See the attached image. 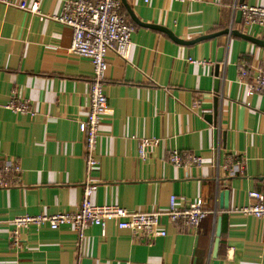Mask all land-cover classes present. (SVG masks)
Masks as SVG:
<instances>
[{
	"label": "crops",
	"instance_id": "crops-1",
	"mask_svg": "<svg viewBox=\"0 0 264 264\" xmlns=\"http://www.w3.org/2000/svg\"><path fill=\"white\" fill-rule=\"evenodd\" d=\"M26 1L38 3L39 13L0 0V167L11 161L21 168L0 171V264H212L220 216V264H264V219L236 210L251 202L249 190L264 192V96L246 95L239 80L244 63L264 68V46L228 34L185 44L166 31L190 41L233 28L264 40L259 27L236 22L240 0H121L134 25L131 50L128 60L107 54L112 111L90 173L78 122L87 116L93 64L69 51L73 32L53 19L67 0ZM13 99L28 100L34 113L6 108ZM141 138L158 140L145 158ZM173 150L203 163L176 166ZM89 180L94 204L165 211L175 195L181 205L201 198L210 213L199 228L164 218L165 237L135 236L110 221L105 234L92 225L82 241L70 224L30 226L14 244L11 219L78 210ZM225 189L227 209L220 207Z\"/></svg>",
	"mask_w": 264,
	"mask_h": 264
},
{
	"label": "built area",
	"instance_id": "built-area-1",
	"mask_svg": "<svg viewBox=\"0 0 264 264\" xmlns=\"http://www.w3.org/2000/svg\"><path fill=\"white\" fill-rule=\"evenodd\" d=\"M7 5L32 13H39V4L29 7L26 0H1ZM145 4L151 0H143ZM185 2L187 0H177ZM238 7V6H236ZM243 10L242 22L245 26H257L264 31V6L239 5ZM121 0H67L63 6L62 14L54 16L57 22L71 28L73 35L69 46L71 53L89 58L94 67L89 89V108L85 119L80 120L79 130L86 134L88 172L99 166L96 152L101 136L100 126L107 113L112 110L108 104V97L104 92L106 71L108 69L107 54L112 51L121 58L128 60L132 44L134 25L129 22L121 12ZM237 10V8H236ZM240 82L245 86L246 95L262 94L264 96V68L252 67L242 64L239 74ZM16 113H31L33 110L28 100L17 102L13 99L5 106ZM157 142L155 138L140 139V155L145 158L148 147ZM170 162L176 166L201 165L203 158L200 155L173 150ZM228 166L233 167L232 159ZM20 166L14 162H6L0 171H20ZM96 183L86 182L83 200L78 210L74 212H58L55 214H25L10 220L14 225L11 238L15 245L21 243V231L30 226L38 228L48 226L58 229L61 225H73L80 241L92 225L102 228L106 233L108 222L113 221L120 229H128L135 236L165 237L167 231L164 227V218H167L181 228H199L202 221L209 215L210 210L204 206V201L199 198L194 202L181 205L177 196L170 199V206L165 211L137 212L116 204H94L91 201ZM248 205L236 208L246 215H253L264 219V192L249 190ZM3 221L0 218V225Z\"/></svg>",
	"mask_w": 264,
	"mask_h": 264
},
{
	"label": "water",
	"instance_id": "water-1",
	"mask_svg": "<svg viewBox=\"0 0 264 264\" xmlns=\"http://www.w3.org/2000/svg\"><path fill=\"white\" fill-rule=\"evenodd\" d=\"M123 2L126 3V0H122ZM239 5L244 4V0H240ZM242 17H243V10L241 8H239L237 10V14H236V22L240 23L242 22ZM158 27V26H155ZM175 40H177L178 42H182L185 44H193L196 43L198 41H202L205 39H209V38H213V37H217L219 35H234V36H239L241 38H245L253 43H256L258 45L264 46V40H261L259 38H256L254 36H250L247 34H244L236 29L233 28H228L225 29L221 32H217V33H213V34H207V35H203L199 38H196L195 40H190V41H184V40H180L179 38H177L176 36H174V34L169 31L166 30ZM224 53H225V47H221L220 51H219V57H218V61L222 62L224 60ZM219 66H217L218 69ZM216 74L218 75V71L216 72ZM218 82V80H217ZM218 103H219V97L217 96L215 98V107H214V113L212 114L213 118L212 121H214V123L216 124L217 122V115H218ZM211 116V115H209ZM224 138L226 139V132H224ZM229 196H230V191L228 189H225L223 191L220 192V207L221 208H225L227 209L229 207ZM221 222H222V218L221 216L218 218V223H217V230H216V238H215V243H214V248H213V253H212V257H213V261L212 264H220V260H219V248H220V242H221Z\"/></svg>",
	"mask_w": 264,
	"mask_h": 264
}]
</instances>
